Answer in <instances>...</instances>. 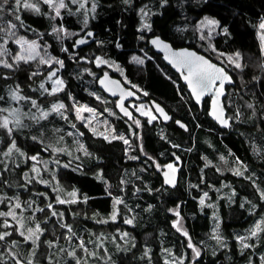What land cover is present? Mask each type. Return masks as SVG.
Here are the masks:
<instances>
[{
  "label": "trees",
  "instance_id": "obj_1",
  "mask_svg": "<svg viewBox=\"0 0 264 264\" xmlns=\"http://www.w3.org/2000/svg\"><path fill=\"white\" fill-rule=\"evenodd\" d=\"M22 2L17 6L15 0H0V36L9 24L15 23L18 36L38 37L42 48L63 62L60 73L65 89L59 97L69 107L68 121L76 123L73 104L98 105L91 94H102L97 86L102 70L94 67L93 58L104 55L125 71L131 83L126 84L140 93H149L189 130L179 128L174 120L165 127L149 126L146 119L133 127L111 120L117 132L129 141L126 144L95 137L76 123L87 147L99 158L92 167L72 161L66 155L52 156V151L43 149L36 139L15 132L9 139L6 136L2 149L15 139L27 158L25 164L1 170L0 213L20 202L17 212H24V223H19L17 214L0 215V236H3L0 264H81L79 246L84 236H92L94 242L90 245H98V237L105 238L104 244L108 246L104 245L99 252L105 251L109 258L105 261L99 255L97 264H168L165 254L174 258L173 264L177 260L178 264H190L196 258L195 249L200 254L195 264H246L250 258H257L264 248V238L255 251L242 250L238 240L257 220L264 218V203H258L254 188L243 178L227 174L226 179L230 178L238 190L235 204L222 201L219 210L203 211L197 202L200 193L194 184L190 187V182L200 181V154L215 158L216 152H231L233 161L240 157L250 163L252 179L264 189V71L258 40L264 0H95V14L86 27L79 16L67 9L53 18L46 4H42L40 12H34L25 10ZM144 5L151 11L149 33L140 30L139 9ZM205 18L218 23L217 34L209 40H201L197 27ZM55 26H63L74 34L62 41L53 32ZM89 31L93 37L87 35ZM86 36L89 38L83 40ZM150 36H161L177 48H194L232 74L235 85L228 88L225 103L229 113L241 112L239 119H232L236 124L234 131L217 126L207 113L199 110L179 75L158 54L151 51V59L144 64L132 61L134 55L149 49ZM8 46L14 53L17 51L11 38ZM237 53L242 58L240 67L231 66L217 56ZM88 68L97 76L91 77ZM1 70L0 106L8 86L18 84L25 97L44 100L31 87L46 72L35 74L27 63L16 65L12 71L3 67ZM114 75L119 77L117 73ZM244 102L251 105L253 112L246 110ZM246 140L251 143L247 144ZM33 157H54L64 162L59 165V181L68 190L74 188L79 201L59 203L55 192L24 180L25 172H31ZM180 159L188 161V165H182L179 183L171 189L163 184L160 169L173 161L178 164ZM220 179L218 176L219 182ZM247 186L252 190L251 204L244 203L245 195L250 193ZM43 190L50 194V199L39 193ZM120 196L124 202L118 220L111 221L117 207L115 200ZM216 217L222 242L211 237ZM127 219L132 220V225L126 223ZM28 228L36 231L33 235L38 237L37 241L26 238ZM118 230L132 237L133 242L120 243L124 250L116 248ZM70 250L73 254L68 256ZM86 258L83 264L90 261Z\"/></svg>",
  "mask_w": 264,
  "mask_h": 264
},
{
  "label": "rangeland",
  "instance_id": "obj_2",
  "mask_svg": "<svg viewBox=\"0 0 264 264\" xmlns=\"http://www.w3.org/2000/svg\"><path fill=\"white\" fill-rule=\"evenodd\" d=\"M25 3L34 5V7L25 8ZM63 3L66 5V7L60 8V0H52V3H45L44 0H23L22 7L25 10L40 12L42 4H46L49 10L52 12L53 18H57L61 15L63 10L67 9L74 13L76 16H79L81 18L82 24L85 27L87 26L90 18L95 14V0H75V2H73V0H63ZM57 10H59V15H57ZM139 15L141 18L140 30L142 32L148 31L150 29L151 19V11L149 7H147L146 5L142 6L139 9ZM207 20L212 19L205 18L197 25V27L199 28L200 36H204L203 38L201 37V40H209V38L214 37L218 31V23H216L215 25H209L207 24ZM261 24H264V19H262L258 25V40L263 58L261 67L264 71V28L260 27ZM13 25L15 27H13ZM16 30V24L11 23L8 25V28H6V32L0 36V71H2L1 67L11 70L15 69L16 65L27 63L32 67V70L35 74L37 72L40 74L42 72H46L47 75L43 79L39 80V83L34 84L31 87V89L33 91H36L41 98H44L43 101H40V99L38 98L25 97L22 93V87L19 84L12 87L8 86L5 92L3 102L0 106V125L3 124L4 117H7L8 126L7 128L0 126V174L1 170L3 169H8L12 165L18 167L19 165L25 164L26 162V154L17 146L15 139H13V141H11L5 149H2L3 144L6 140V136H8L7 139H9L12 132L19 133L23 137H29L31 139L40 141L42 143L43 149H50L52 151V156L62 154L68 156L72 161L76 160L85 166H94L99 161V158L96 157L95 154L92 153L87 147L83 136L84 134L82 130L76 125V123H79L86 129H88L95 137L103 138L106 141L121 140L125 142L126 138L124 134L120 135V133L117 132L116 128L111 122L112 118L110 117H116L111 103H109V101L104 98L102 94L98 92H92L91 95L97 101L96 103L98 105L96 107H90L88 105L73 104L72 112H74L76 123H74L73 121H68L67 116L69 115L68 112L70 111L69 107L67 108L66 103L59 97V94L63 93L65 89V81L60 73L62 65L56 62L57 60L49 54L47 48H42L38 37L31 39L21 35L18 36L16 34ZM53 32L62 41L74 34L63 26H55ZM89 33H91V37L92 32L89 31L87 35H89ZM10 38L13 40L16 46L17 51L15 53L12 48L8 46ZM20 55H31L35 58L25 62L23 60L17 59ZM217 56L220 59L226 61L231 66H236L237 63L241 65V55L237 57V55L223 56L217 54ZM93 59L94 67H96L97 69H101V72L106 70L108 72L117 73L119 77H121L126 83H130L125 76V71L120 67L118 63L109 60L107 57H104V55H98ZM148 59L149 57L146 55L145 51H142L138 55H134L132 57V61L135 64H144ZM43 61H47V63H44ZM6 64H10L12 65V67H6ZM86 71L93 78L97 76V73H94L89 68ZM5 74L8 75L7 73ZM57 80L62 81V83L57 84ZM41 85H43V87H41ZM13 95H15L17 98L13 99ZM20 97H23V99H21ZM60 104H63L64 108L59 109V111L54 110L53 106H58ZM244 104L246 110L250 112L254 110L248 103L244 102ZM132 106H134L138 114L145 118L148 122H159V118L148 104L139 103L132 104ZM87 109H91V111H88ZM43 113H47V116L45 117ZM230 114L234 120L241 117L240 111L236 114ZM9 129H11V131H9ZM13 144L15 145L14 147ZM34 158L35 159L32 160L31 172H25V175L23 177L24 180H27L31 184H39L44 189H50L51 191L55 192L57 201L59 203H61L60 201H63V203H76L79 201L80 197L78 196L77 191L74 188L72 190H68L59 181V165L64 164V162H59L58 159H54V157L53 159H41L38 157ZM174 168L179 169V166H174ZM236 169L240 170L241 173L244 174L245 170L243 169V167L240 168L239 164H237ZM220 192L226 195L230 200H232L231 192L227 191L224 188H221ZM39 193L45 195L48 199H50V194L47 191L43 190ZM123 202L124 201L122 196L116 198L115 205L117 207L115 213L110 217L111 221L118 220V213L120 212L119 208L120 205L123 204ZM19 203L16 202L14 203V205H11V207L7 208L6 213L11 211L13 213L12 216L14 217L15 214H17V217H20L21 219L19 223L22 224L24 223V212H17V209L21 207ZM17 205H19V207H17ZM214 209V211H217L215 207ZM113 216H115V219H113ZM101 222H105V220H101ZM130 224L132 225V222ZM28 230L29 232L26 234V238L28 240L37 241L38 237L36 238L33 235V233H36V231L33 229L31 230L30 228H28ZM253 232H255L256 234L253 235ZM113 237H115V235ZM211 237L214 238L217 242H222L218 217H216V221L214 222ZM263 238L264 218L257 220L255 225L245 234L241 235L238 240L240 246L243 248L242 250H245L246 248H252V250L255 251V247L259 246V243ZM80 240L82 245H80L79 247L82 250L79 253L80 257L78 258L81 264H83L84 260L87 259L86 257H89L90 260L87 262V264H97V260H100V256L105 261L108 260L109 256L105 251H103L102 254H100L99 252L102 248H104V245L105 248H107L108 246L104 244L105 238L100 239L98 237V245H90L94 242L92 236H84L81 237ZM116 241L119 244L118 246L116 245V248L119 250H124V247H122L120 243L128 244L130 242H133L132 237L129 235V233L124 230L117 231ZM126 248L127 246H125V249ZM72 254V250H70L68 252V256ZM164 259L168 264L175 263L174 258L169 256L168 254L164 255ZM100 263L101 262H99V264ZM176 263H179L178 260L176 261ZM258 263L264 264V249L262 250L261 255L259 254L257 258H250V260H248L246 264Z\"/></svg>",
  "mask_w": 264,
  "mask_h": 264
},
{
  "label": "flooded vegetation",
  "instance_id": "obj_3",
  "mask_svg": "<svg viewBox=\"0 0 264 264\" xmlns=\"http://www.w3.org/2000/svg\"><path fill=\"white\" fill-rule=\"evenodd\" d=\"M150 30H151V28L146 32L149 33ZM89 37L86 36L83 38V40H86ZM91 37H93V35ZM150 39H151V36L148 38V48L149 49L144 50L146 52V55L149 57V59H151V51L154 52V50L151 48V46L149 44ZM79 42H80V40H79ZM175 48H177V47H175ZM200 53H202V52H200ZM158 55L162 59V56L160 54H158ZM204 55H206V54H204ZM105 72H108V71L105 70V71L101 72L99 74L98 78ZM109 73L112 76L121 79L127 87H130L128 84H126V82L121 77L115 76L113 72H109ZM179 78L181 80V83L184 86H186L182 82V79L180 76H179ZM130 88H132V87H130ZM138 93H139V98L137 100L128 101L126 103V105L133 111V113L135 115L134 118H129L128 116L121 114L119 112V110L117 109L118 99L110 98L104 92H102V94L105 96L104 98H106L109 101V103H111L112 108H113L115 115H116V117H110V118H112V120L117 121V123H119V124L126 125L127 127L128 126L133 127L135 125V123H137V122H138V124L142 123L145 120V118H143L142 116H140L138 114V112L136 111L134 106H132V104L146 103L150 106V108H152L151 101L155 100V99L151 98V95L149 93L148 94H146L145 92L144 93L138 92ZM155 101H157V100H155ZM210 103H211V98L210 97L205 98V100L203 101L202 107L198 106L199 110L201 112L208 114V111L210 108ZM155 114H156V112H155ZM157 117H158V115H157ZM228 117L232 118L231 114L229 112H228ZM173 120H174V118H172V121ZM177 121H181V120H179L177 118L174 120V123L176 124V126H178ZM147 123L149 124V126H152V127H154V126L165 127L168 124H170V123H163L160 118H159V122H152L151 123V122L147 121ZM235 126H236V124L233 122L232 127L230 129H226V130H228V131L233 130L234 131ZM183 130L188 131L189 127L187 129H183ZM246 143L250 144L251 140H246ZM248 150L250 151V156H251L252 147H250ZM260 151H261V149H260ZM231 155H233L231 152H229V154H219V152H216L215 158H212L208 155H203V154L201 155L200 154V159L202 161V164L199 165L200 181L198 183L197 182L196 183L190 182V187H191V184H194L195 190L199 191L200 196L197 198V202L203 211H211L212 209H214V207L217 210H219L222 201L224 202V204H230V202L233 203V205L235 204V201H236V198L238 195V190L236 189L235 184L233 183V181L230 180V178L226 179L227 174H230L231 175L230 177H232V178H235V177L241 178V179L243 178L246 183H249L254 188L256 194L258 195V198H257L258 203H264V198L261 196V193H264V189H263L261 183H258L255 179L254 180L252 179V175L254 174V172L252 171V169L250 167V163L246 162L245 160L241 159L240 157H238V159L236 157V161H233V158ZM169 164H172L173 168H174V166H179V169H175V168H174V170L170 169L167 167ZM169 164H167L164 169H160V173H161V176L163 179V184L165 186L173 189V188H176L178 183H179V176H180V173L182 172V165H184V167H187L188 161L184 162L182 159H180V160H178V164L175 161L170 162ZM237 164H239L240 168L243 167V169L245 170L244 174H242L240 170L236 169ZM169 172H170V174H168ZM165 173H167L168 176H166ZM218 176H220V178H221L220 182L218 181ZM210 178H211V180H210ZM168 180H171L172 183H168L167 182ZM221 188H224L227 191L231 192L232 200H230L226 195H224L220 192ZM247 190L250 193L245 195L244 200H245V203L247 202V203L251 204L252 203V198H251V194H252L251 191L252 190L250 191L249 186H247ZM201 201H203V203ZM253 205L256 206L257 203L254 202ZM258 207H259V205L256 207L255 210H257ZM191 246H193V245H191ZM263 249L264 248H262V250ZM197 252L198 251L195 249L196 258L192 259L190 264H195L196 259H198L200 257V254L197 255ZM261 253H262V251H260V255H261ZM258 264H261V263H258Z\"/></svg>",
  "mask_w": 264,
  "mask_h": 264
},
{
  "label": "water",
  "instance_id": "obj_4",
  "mask_svg": "<svg viewBox=\"0 0 264 264\" xmlns=\"http://www.w3.org/2000/svg\"><path fill=\"white\" fill-rule=\"evenodd\" d=\"M94 39L88 40L87 44H91ZM158 41V44H154L153 41ZM149 44L151 48L154 50L155 53L160 54L162 56V60L174 71L176 72L182 79V82L186 85L187 90L191 94V97L194 103L202 107L203 101L205 98L210 97L211 103L210 108L208 111L209 118L215 122L219 127L223 129H230L232 127L233 120L232 118L228 117V110L226 107L225 99L228 96V88L235 85V80L231 73L227 71V69L204 55L203 53L198 52L197 50L190 48V47H179L175 48L173 44L163 39L161 36H152L149 40ZM168 45V48L165 49L163 45ZM182 52H193L197 56L203 57L205 60H208L211 64L216 65L219 68H222L226 76L228 77L225 79L223 88H219L220 81H216L212 88L208 91H205L204 94L200 97L199 100L196 99L191 86L185 80V76L188 73V69L185 67L178 66L177 63V56L175 54H179ZM98 88L104 92L108 97L113 99H118L117 102V109L119 112L129 118H134L135 115L133 111L126 105L128 101L137 100L139 98V93L134 90L133 88L127 87L123 81L117 77L112 76L109 72L103 73L97 80ZM220 91V96L217 98L216 93ZM151 106L153 110L156 112L158 117L162 120L163 123H170L172 121V115L165 109L163 105L159 102L152 100ZM157 108L162 109L163 111L160 112ZM128 113V114H126ZM165 115L168 119H165ZM219 117V119H218ZM227 121V123H222L221 121ZM177 125L182 129H187L188 126L182 122L177 121ZM170 174V172L168 173ZM167 174V176H168ZM180 216V215H179ZM179 221L174 222V226H178Z\"/></svg>",
  "mask_w": 264,
  "mask_h": 264
},
{
  "label": "snow or ice",
  "instance_id": "obj_5",
  "mask_svg": "<svg viewBox=\"0 0 264 264\" xmlns=\"http://www.w3.org/2000/svg\"><path fill=\"white\" fill-rule=\"evenodd\" d=\"M21 0H15V3L17 6L20 5ZM45 3H52V0H44ZM73 2H75V0H73ZM25 8H33L34 5L25 3L24 4ZM60 8H64L66 7V5L63 3V0H60ZM57 15H59V10H57ZM17 19H19V17H17ZM217 22L215 20H207V24L209 25H215ZM13 27H15L13 25ZM261 28H264V24H261L260 26ZM89 35H91V33H89ZM85 41L81 40L80 43H84ZM154 44H158V41H153ZM163 47L165 49L168 48V45H163ZM177 56V63L178 66L180 67H185L188 69V73L187 75L184 77L185 80L188 82V84L191 86L192 91L194 93V95L196 96V99L199 100L200 97L204 94L205 91H208L212 88V86L215 84L216 81H220L219 84V88L222 89L223 88V84L225 79H227L228 77L226 76V74L224 73L222 68L217 67L214 64H211L208 60H205L203 57L201 56H197L195 53L193 52H182L179 54H175ZM237 57L239 56V53L236 54ZM35 57L31 56V55H20L17 59L18 60H23L25 62H27L30 59H34ZM231 59V58H229ZM44 63H47V61H43ZM58 64H63L62 61H56ZM6 67H12V65L10 64H6ZM237 67H239L240 65L237 63L236 64ZM57 84H61L62 81L57 80L56 81ZM41 87H43V85H41ZM55 91V90H54ZM220 91L218 90L216 93L217 98L220 96ZM17 97L15 95H13V99H16ZM21 99H23V97H20ZM35 103V102H33ZM54 110L59 111V109L64 108L63 104H60L58 106H53ZM88 111H91V109H87ZM158 111L162 112V109L157 108ZM128 114V113H126ZM43 115L46 117L47 113H43ZM165 119H168V117L165 115L164 117ZM219 119V117H218ZM222 123H227V121H221ZM138 123V122H137ZM3 126L5 128H7L8 126V118L4 117L3 119V124L0 125ZM9 131H11V129H9ZM125 143H128L127 140H125ZM15 145L13 144V147ZM33 159H35L33 157ZM170 169H173V165L169 164L167 166ZM165 175L167 176V173H165ZM168 183H172L171 180L167 181ZM261 196L264 197V193H261ZM61 203H63V201H60ZM203 203V201H201ZM17 207H19V205H17ZM55 215V213H53ZM0 215H8V216H12L13 213L10 211L8 213H0ZM113 219H115V216H113ZM131 220H127L126 223H131ZM259 227V226H257ZM37 230H39V226L37 225ZM256 233L253 232V235H255ZM186 235V233H185ZM0 239H3V236H0ZM191 246V245H190ZM247 247V245H246ZM197 255H199V253L197 252Z\"/></svg>",
  "mask_w": 264,
  "mask_h": 264
},
{
  "label": "bare ground",
  "instance_id": "obj_6",
  "mask_svg": "<svg viewBox=\"0 0 264 264\" xmlns=\"http://www.w3.org/2000/svg\"><path fill=\"white\" fill-rule=\"evenodd\" d=\"M231 185V184H230ZM245 203V202H244ZM247 203V202H246ZM247 254V253H246Z\"/></svg>",
  "mask_w": 264,
  "mask_h": 264
}]
</instances>
